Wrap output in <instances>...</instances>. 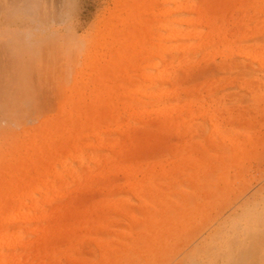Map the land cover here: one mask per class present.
I'll return each instance as SVG.
<instances>
[{"label": "rangeland", "instance_id": "374dc122", "mask_svg": "<svg viewBox=\"0 0 264 264\" xmlns=\"http://www.w3.org/2000/svg\"><path fill=\"white\" fill-rule=\"evenodd\" d=\"M210 4V0H0V105H7L5 110L13 106L17 118L0 116V143L18 138L12 143L21 144L27 134L56 119L61 109L80 101L88 105L96 95L101 98L94 105L119 109L99 117L97 134L102 140L121 139L129 132L125 134L126 123L131 125L137 117L153 120L144 114L145 103L151 91L163 87L157 79L151 86L149 77H160L166 65L176 75L177 87L190 88L180 95L178 108L184 98L199 99L197 107L176 112V125L160 128L153 120L138 128L129 141L135 151H123L122 167L95 176L88 188L76 186L84 183L83 177L78 183L63 178V188L47 197L55 200L44 209L48 220L31 225V234L23 239L26 249H16L19 264H215L214 244L232 235L230 224L239 220L242 225L246 213L264 219V72L242 77L241 72L225 69L216 53L214 64L200 63L191 72L179 67L181 52L176 49L182 43L176 35L189 29L183 21L194 18L205 21L214 16V28L223 31L230 26L237 37L245 32L242 27H249L241 39L252 41L264 19V2L254 10L243 2L230 4L217 15L198 13L199 7ZM9 15L19 24L4 27L2 17ZM202 24L205 35L210 27ZM158 48L165 51L167 64L151 55ZM200 55H195L196 63ZM250 67L259 71L257 65ZM105 75L106 87L104 79L96 80ZM212 76L223 88L210 84ZM207 88L214 91L207 93ZM132 107L139 114L134 118ZM209 119H215L214 124ZM12 143L4 149L10 151ZM80 143L83 158L91 153L109 155L86 136ZM66 163L76 170L77 165ZM87 167L95 171L91 164ZM124 168L130 170L124 173ZM152 182L160 188L146 193L143 186ZM37 187L36 198L43 200L45 189ZM159 197L166 203H152ZM125 239L118 254L104 257L103 246L114 249ZM263 257L264 251L255 264H264Z\"/></svg>", "mask_w": 264, "mask_h": 264}, {"label": "bare ground", "instance_id": "6f19581e", "mask_svg": "<svg viewBox=\"0 0 264 264\" xmlns=\"http://www.w3.org/2000/svg\"><path fill=\"white\" fill-rule=\"evenodd\" d=\"M210 1L212 4L199 7V14L212 11L215 12V15H217V13L221 14L230 4H240L243 2L246 7L254 10L259 4L264 2V0ZM185 5L186 11L188 8L187 1H185ZM2 18L4 27L14 23L17 24L14 15L3 16ZM214 19L216 18L213 16L211 19L205 21H199L196 18L183 21L182 24L184 26L188 25L187 29H189L182 30L176 35L182 42L181 45L176 48L177 51L181 52L179 67L195 72L196 69L199 68L200 63L214 64L216 60L213 56L214 53H216L220 56V63L225 69L241 72L242 77H250L251 75L256 76L257 74L263 73L264 19L263 22L256 27L254 33L255 37L252 41L250 38L241 39V36L248 32L247 29H249V27H242L245 32H243V34H241L242 32L240 34L238 33L239 37H237L235 33L232 32L230 26H226L227 28L223 31L214 28ZM202 22H205L206 26L210 27L208 33L205 35L203 34ZM236 22L239 23V20ZM24 23L25 21L22 22L20 26H23L22 24ZM242 23L248 25L249 22L242 21ZM144 29V27H141L139 31L144 33ZM215 39H218L217 43L216 45H212ZM164 53L165 51L159 48L151 50L152 56L156 57V59L163 64H167L168 59ZM197 53L201 54V58L196 63L195 55ZM252 64L257 65L259 71H254V69L250 67ZM170 69L171 68L166 65L160 77H149L151 86L154 80L157 79L156 81L162 84L163 90H153L148 94V101L145 103L144 114L148 118L152 117L155 122L157 121L156 124L160 128L178 124L179 122H177V120L179 119L175 116L177 111L190 110L192 107H197V105H199L198 98L187 97L183 99L185 104L178 108L181 100L180 95L190 90V88L177 87L176 75L173 74ZM105 76L97 77L96 80L99 81L104 79L106 87L108 84V76ZM121 77L124 78L123 75H121ZM19 78L17 80H19ZM210 84H217L219 87L223 88L222 83L215 80L213 76L210 78ZM247 84L246 82V85ZM194 90L199 92L196 87ZM106 91L108 90L104 92ZM213 91L214 89L212 88H207L206 90L207 93H212ZM106 94L110 95L109 92H106ZM135 94L138 95V91H135ZM99 97L98 95L94 96L88 105H84L80 101L73 107L61 109L59 116L42 125L37 133H29L28 135L27 132L25 133L23 131L25 135L27 134V141L21 144L12 143L17 141L18 138H9L10 140L3 139L0 143V264H19L16 249H26L27 244L24 243L25 241L23 239L31 234V225H39L48 220L44 214V209L52 206L55 200H48L47 197L52 192L55 193L63 188L66 183L63 182V178L78 183L79 176L83 177L84 183L82 185L76 184V186L79 189H86L89 187V181L95 176H104L108 174L111 169L118 170L119 167H122L120 162L124 154L135 151V147L129 144V141L132 142V138L137 133L138 128L141 129L144 126L154 123L153 120L143 122L137 119V117L133 119L131 125L126 123L125 126L127 130L125 134L127 131L129 132L123 135L121 139L102 140L99 134H97L99 117L107 110L118 112L119 109L111 106L101 107L94 105V102H96ZM1 105L0 107L3 106ZM6 106L7 105L0 108V116L14 120L16 111L12 109L13 106L11 110H5L7 109ZM131 110L133 111V118L139 115L135 107H132ZM117 120L118 119L112 118L111 121L117 124L119 123ZM208 121L212 125L215 119H209ZM81 136H86V138H89L93 142L100 143L103 149L109 151V155L91 153L85 154L86 157L83 158L82 147L84 145L80 143ZM9 142L12 143L10 146L11 149L7 151L8 149L6 150L4 148H6V144ZM249 142L250 141H246L248 144ZM85 147L87 149H93L91 143H88ZM124 150H126L125 153L123 152ZM176 153L177 152H175L174 155ZM67 161L77 165L76 170H73L75 168H69L68 163H66ZM83 161H86L88 165L91 164L95 171L90 170L87 167L88 165L84 167ZM55 166H57L58 169H55ZM129 170V168L122 169L124 173H127ZM49 180L51 181L49 182ZM37 186H43L45 189V198L43 200H38L36 198V196L39 195ZM143 187L146 193H151L160 188V185L156 182H152ZM136 191L138 190L136 189ZM136 191L133 190V192ZM151 200L152 203H160L159 205L166 203L165 197H159V199L152 198ZM72 205V203L69 204V206ZM76 215L79 217L78 214ZM74 217L76 216L74 215ZM94 218L97 221H104V218L101 216L99 219H97L96 216ZM243 221L244 223L242 225L239 224V220L234 224H230L229 230L232 235L221 237V243L216 242L214 244H217L215 246L217 250V261L215 264H255L257 256L264 251V219L246 213ZM124 242L125 243L122 245H116L114 249H110L106 245L103 246L101 250L104 257L107 256L106 258L109 260L115 254H118L128 240L125 239ZM104 262L107 261L105 260ZM190 264L195 263L192 262Z\"/></svg>", "mask_w": 264, "mask_h": 264}]
</instances>
